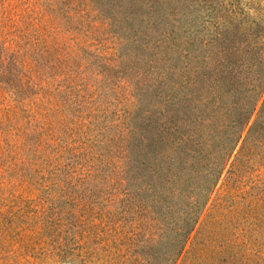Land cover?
Returning <instances> with one entry per match:
<instances>
[{"label": "rangeland", "instance_id": "1", "mask_svg": "<svg viewBox=\"0 0 264 264\" xmlns=\"http://www.w3.org/2000/svg\"><path fill=\"white\" fill-rule=\"evenodd\" d=\"M45 1L0 0V264H134L124 229L104 218L120 195L99 166L107 126L137 102L115 80L126 63H111L112 81L109 63H60L63 44L107 55L115 44L90 6L68 28ZM237 2L264 19V0ZM154 239L137 241L138 264H159L166 242ZM173 264H264V160L227 167Z\"/></svg>", "mask_w": 264, "mask_h": 264}, {"label": "trees", "instance_id": "2", "mask_svg": "<svg viewBox=\"0 0 264 264\" xmlns=\"http://www.w3.org/2000/svg\"><path fill=\"white\" fill-rule=\"evenodd\" d=\"M87 5L106 20L116 51L73 54L61 44L60 63H109V81L111 63H126L115 80L137 98L100 139L105 191L120 195L104 218L124 229L134 264L147 260L137 241L155 236L166 242L159 264H173L227 167L264 160V19L237 0L44 3L69 22Z\"/></svg>", "mask_w": 264, "mask_h": 264}]
</instances>
